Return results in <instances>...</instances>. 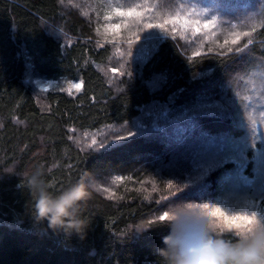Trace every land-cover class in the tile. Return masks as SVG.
Returning a JSON list of instances; mask_svg holds the SVG:
<instances>
[{"label":"trees","instance_id":"obj_1","mask_svg":"<svg viewBox=\"0 0 264 264\" xmlns=\"http://www.w3.org/2000/svg\"><path fill=\"white\" fill-rule=\"evenodd\" d=\"M85 2L100 14L140 0ZM71 5L0 0V264H164L156 250L169 221L157 218L172 205L168 198L184 188L191 162L217 146L209 141L243 136L237 124L245 120L236 115L244 110L239 85L248 80L251 66L260 68L264 80V20L249 48L226 55L219 54L226 49L215 48L194 56L175 35L158 38L148 59H127L122 76L111 82L106 69L117 66L114 47L101 45L93 15L87 18ZM35 76L77 81L81 89L75 95L39 92L30 82ZM249 78H254L250 72ZM213 100L234 108L233 115L192 113L164 133L125 136L103 148L82 141L85 132L131 124L153 104L179 113ZM246 156L244 174L251 176L252 152ZM37 168L53 194L85 172L92 175V195L80 210L88 222L85 238L53 233L37 219L29 188ZM233 170V164L218 168L199 187L216 193ZM114 178L120 179L114 183ZM148 193L151 198L145 199ZM209 220L213 235L239 239Z\"/></svg>","mask_w":264,"mask_h":264},{"label":"rangeland","instance_id":"obj_2","mask_svg":"<svg viewBox=\"0 0 264 264\" xmlns=\"http://www.w3.org/2000/svg\"><path fill=\"white\" fill-rule=\"evenodd\" d=\"M66 1H71V4L74 5L76 9H79L78 11L85 17L88 18L93 15V17L97 20V27L95 31L101 45H105L106 43H110L109 41H112L110 43L114 47L112 56L115 59L117 66L113 67L110 65L106 69L111 82L115 80L116 77L118 79L122 76V69H124L122 65L124 62H128V60H134L135 62L142 63L145 60L142 58L143 52L145 50H149L155 44L153 41L158 38L160 39L167 36L168 34L175 35L177 38H180L184 46L188 48V51L194 54L196 52L203 53L205 50L210 51L215 48L219 49L217 44H222L225 39L230 38L231 33L234 31L237 33H242L245 31L251 33L249 37L242 38L238 45H226L224 48H220L226 49L230 46L235 49L241 47L249 39L252 40V45L254 42L253 35L255 34L256 28H258L264 20V0H244L242 4L236 3L234 0H213L215 1L213 3H211L209 0H196V2L193 3L189 2V0H184V4L191 6L194 17H196L202 10L207 11L208 16H212L214 14L215 18L217 19V27L211 32H205L202 35H196L192 32H188L184 34L183 38H181V34L179 32L173 33L171 31V25L167 26L169 31L165 33L161 32L159 29H147L144 27L145 22L143 21L141 24L137 25L134 21V18H124L128 21V23L126 26L122 25L119 33L117 34L116 32L108 31L104 25L115 23L116 20L120 18H114L113 21H106L104 17L110 12L105 11L99 14V12L93 11V4H88L85 2V0ZM127 2H129L127 4L132 5L133 1ZM138 3H147L149 5L157 6L159 5L154 0L150 2L149 0H140ZM176 6H182L181 0H178ZM117 7L121 8L123 6L118 5ZM146 16L149 19L154 20L155 12H153L150 16L146 13ZM199 18L204 20L208 17L199 15ZM150 32L155 34V38L146 41L145 36H147ZM205 36L207 37L206 40ZM112 69H116L117 72L113 73ZM249 72L254 76V78H249ZM258 72H260L259 67L252 68L251 66L248 69V80L244 82L243 85H239L240 92L242 93H240V98L243 101L244 110L236 115H239L240 118L245 120L244 122L237 124L243 130V136L238 140L225 138L218 140V143H212V141L208 142L212 145L217 144L215 148H210L208 152L218 150L222 146L221 142H226L228 144H231L232 142L245 144L247 146L246 155L248 151L252 152V175H246L251 183L249 185H243L231 178H224L223 185L216 193H210L206 189L200 188L199 184L202 183L204 179L199 183H193L191 181V176L194 175L197 164L208 153L206 151L205 154L203 153L202 155L198 156L195 161L191 162L189 170L184 173L182 177L184 188L179 192H176L174 196H171V198H168L169 205H173L178 201L196 205L207 203L210 207H220L221 211H225L226 215L229 214V212L234 215H238L241 214L239 209L242 208L245 202L250 201L254 197L261 196L262 191H264V177H262L258 162L261 153L264 152V80L261 79V75L259 76ZM30 82L39 92H46L48 90H62L69 95H75L78 92L72 87V85L80 84L77 81L66 79H45L36 76L32 77ZM247 82L249 83L247 84ZM223 107L224 106H222L219 101L213 100L212 102L207 103V105L200 106V110L195 112V114L200 112H215L218 114L221 113L222 115L228 114V116L231 117V113L232 115L234 113V108H231L232 110L229 111ZM236 110H240V106L238 109H235V111ZM190 114H192L190 110H184L179 113H171L168 105L153 104L142 109L139 118L135 119L131 124H126L122 127L113 128L110 126L104 127L100 130L90 132L88 131L83 133L81 137L84 145L87 144L91 147L97 146L101 148L103 144L108 143L105 145L107 146L113 139V141H115L118 139V137H127L140 133H164L166 129L171 126H175V124L179 123L182 119L188 117ZM94 140L96 141L95 144H93ZM197 140H199V138ZM108 141H110V143ZM182 141L185 143L187 140L183 138ZM184 147L188 146L184 144ZM182 149L188 150V148ZM182 149H180L181 153ZM228 177H231V175ZM119 179L120 178H114V181H112L115 183ZM259 203L261 206H264V199H261ZM228 204H231L233 207L228 209ZM208 219L213 220L215 223L224 225L222 218L208 217Z\"/></svg>","mask_w":264,"mask_h":264},{"label":"clouds","instance_id":"obj_3","mask_svg":"<svg viewBox=\"0 0 264 264\" xmlns=\"http://www.w3.org/2000/svg\"><path fill=\"white\" fill-rule=\"evenodd\" d=\"M94 179L88 172L59 194L48 190L41 169L29 176L37 219L53 233L86 236L88 222L81 217L82 204L92 195ZM169 224L156 252L164 264H264V231L254 229L235 241L213 235L207 216L193 211V204L175 202L168 209Z\"/></svg>","mask_w":264,"mask_h":264},{"label":"snow or ice","instance_id":"obj_4","mask_svg":"<svg viewBox=\"0 0 264 264\" xmlns=\"http://www.w3.org/2000/svg\"><path fill=\"white\" fill-rule=\"evenodd\" d=\"M181 7L175 6L174 0H160L159 5H149L147 3H135L134 6H127L124 8H113L110 13H108L104 19L106 21H113L114 18L117 19L115 23H110L104 25L110 32L119 33L122 25H127L128 21L124 18H134V21L137 25L144 23V27L147 29H159L161 32H168L169 28L167 26L171 25V31L173 33L179 32L181 38L184 34L192 32L196 35H202L205 32H211L217 27V19L215 15L208 16L207 11H201L196 17L193 16V10L190 5L184 4V0H181ZM155 12L154 20L149 19L146 16V13L149 16ZM199 15L208 17L207 19L201 20ZM251 33L245 31L242 33L232 32L230 38L225 39L222 44H217V47L224 48L226 45H238L242 38L249 37ZM155 38L154 33H149L145 36V40H152ZM207 37L205 36V40ZM110 43L112 41H109ZM252 40H248L241 47L233 48L227 47L226 52L219 53L220 55H226L232 51H243L244 49L249 48ZM151 49L145 50L142 54L143 59H148ZM194 56L200 55L199 52L193 54ZM113 73H116V69H112ZM77 91L81 89L80 84L72 85ZM71 94V93H70ZM200 110V106L190 109V112L195 113ZM123 139L122 137H118ZM96 141H93L95 144ZM216 143V141H212ZM222 146L216 150L208 152L203 159L195 167L194 175L191 176V181L193 183H199L205 177H207L211 172L215 171L218 168H222L227 164H233L234 170L231 177H225V179H233L236 182L249 185L251 182L248 180V177L244 174V171L247 167L248 161L246 157V145L242 143L232 142L228 144L226 142H221ZM259 168L264 177V152L261 153L259 157ZM120 183L123 180L118 181ZM153 191H158V186L153 183ZM103 191L108 192V198L111 199L114 197V193L109 192L107 188ZM151 193H148L145 196V199H150ZM264 199V191H262L261 196L254 197L250 201L244 203L239 211L241 214L234 215L231 212L225 214V211H221L220 207H210L209 204L205 203L202 205L193 204V211L199 216L207 217H219L223 219L224 226L221 228V231L227 229L228 231L234 232V235L237 237H246L254 229L264 231V206H261L259 201ZM233 206L231 204L227 205L228 209H231ZM158 220H169L168 212H165L162 216L157 218ZM219 227V225H217Z\"/></svg>","mask_w":264,"mask_h":264},{"label":"bare ground","instance_id":"obj_5","mask_svg":"<svg viewBox=\"0 0 264 264\" xmlns=\"http://www.w3.org/2000/svg\"><path fill=\"white\" fill-rule=\"evenodd\" d=\"M112 126H114V125H112ZM107 127V126H106ZM108 127H109V125H108ZM98 190H96V192H97ZM100 193V192H99Z\"/></svg>","mask_w":264,"mask_h":264}]
</instances>
